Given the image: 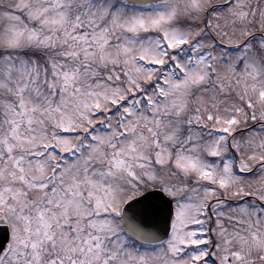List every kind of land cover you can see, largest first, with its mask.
Here are the masks:
<instances>
[{
	"label": "snow or ice",
	"instance_id": "snow-or-ice-1",
	"mask_svg": "<svg viewBox=\"0 0 264 264\" xmlns=\"http://www.w3.org/2000/svg\"><path fill=\"white\" fill-rule=\"evenodd\" d=\"M0 264H264V0H0Z\"/></svg>",
	"mask_w": 264,
	"mask_h": 264
}]
</instances>
